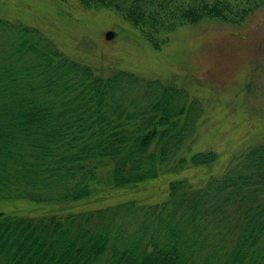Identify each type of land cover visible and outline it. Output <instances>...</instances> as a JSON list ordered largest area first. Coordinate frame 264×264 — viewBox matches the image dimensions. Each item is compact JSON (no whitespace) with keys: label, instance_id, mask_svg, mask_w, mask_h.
Segmentation results:
<instances>
[{"label":"trees","instance_id":"trees-1","mask_svg":"<svg viewBox=\"0 0 264 264\" xmlns=\"http://www.w3.org/2000/svg\"><path fill=\"white\" fill-rule=\"evenodd\" d=\"M108 9L160 50L204 19L241 26L264 0H77ZM203 105L175 83L75 59L37 26L0 14V205L67 204L98 185L173 176L134 199L40 216L0 210V264H264V140L216 162L194 150Z\"/></svg>","mask_w":264,"mask_h":264},{"label":"rangeland","instance_id":"rangeland-1","mask_svg":"<svg viewBox=\"0 0 264 264\" xmlns=\"http://www.w3.org/2000/svg\"><path fill=\"white\" fill-rule=\"evenodd\" d=\"M0 14L39 27L67 55L107 71L123 68L145 78L184 87L202 102L194 150L218 153L216 162L190 166L181 176L194 185L221 171L234 152L264 140V6L241 26L204 19L179 27L160 50L108 9H84L77 0H0ZM111 30L110 40L104 33ZM171 175L134 188L98 185L94 196L67 204L26 201L0 205L5 212L29 215L66 213L134 199H165Z\"/></svg>","mask_w":264,"mask_h":264},{"label":"water","instance_id":"water-1","mask_svg":"<svg viewBox=\"0 0 264 264\" xmlns=\"http://www.w3.org/2000/svg\"><path fill=\"white\" fill-rule=\"evenodd\" d=\"M114 33L111 30H108L104 33V38L110 40L113 37Z\"/></svg>","mask_w":264,"mask_h":264}]
</instances>
